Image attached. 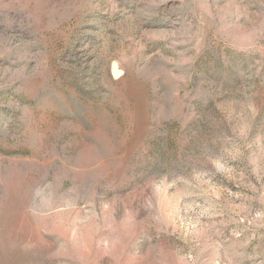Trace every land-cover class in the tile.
<instances>
[{
  "label": "rangeland",
  "instance_id": "obj_1",
  "mask_svg": "<svg viewBox=\"0 0 264 264\" xmlns=\"http://www.w3.org/2000/svg\"><path fill=\"white\" fill-rule=\"evenodd\" d=\"M0 264H264V0H0Z\"/></svg>",
  "mask_w": 264,
  "mask_h": 264
},
{
  "label": "water",
  "instance_id": "obj_2",
  "mask_svg": "<svg viewBox=\"0 0 264 264\" xmlns=\"http://www.w3.org/2000/svg\"><path fill=\"white\" fill-rule=\"evenodd\" d=\"M111 73L114 78H119L121 76L122 70L117 63H113Z\"/></svg>",
  "mask_w": 264,
  "mask_h": 264
}]
</instances>
